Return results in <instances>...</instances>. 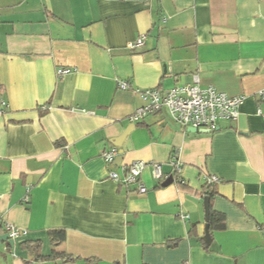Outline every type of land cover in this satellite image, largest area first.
Masks as SVG:
<instances>
[{
	"label": "crops",
	"instance_id": "0c3cea01",
	"mask_svg": "<svg viewBox=\"0 0 264 264\" xmlns=\"http://www.w3.org/2000/svg\"><path fill=\"white\" fill-rule=\"evenodd\" d=\"M194 77L244 96L237 118L214 132L166 111L131 121L132 89ZM0 98V264H264V0H0ZM130 124L121 164H105ZM135 162L144 194L108 177ZM209 175L224 226L205 247ZM4 223L25 234L8 239ZM50 231L63 238L55 249Z\"/></svg>",
	"mask_w": 264,
	"mask_h": 264
},
{
	"label": "built area",
	"instance_id": "2783aa9c",
	"mask_svg": "<svg viewBox=\"0 0 264 264\" xmlns=\"http://www.w3.org/2000/svg\"><path fill=\"white\" fill-rule=\"evenodd\" d=\"M145 36L140 35L134 41L129 42L127 47L135 49L143 44ZM67 70H58L57 75L66 74ZM118 89L122 91L129 90V84L125 81H117ZM141 101V105L135 109L130 116L132 122H139L146 117L166 111L170 118L183 126L184 128H194L196 130H206L214 132L218 129L219 123L222 121H233L237 118L239 107L244 100V96L229 97L224 93L218 92L213 86L200 88L198 80L194 77L193 83L175 86L168 90L158 88L154 89H132L131 90ZM7 104L0 98V115L4 112ZM256 114L264 118V108H257ZM118 156V149L111 147L103 151L101 157L105 164L114 165L115 158ZM173 172L179 174L180 164L175 153L171 154L169 159ZM146 166L144 162H135L127 166H121L120 172L114 170L109 171L108 177L113 182L129 186L136 185V190L140 194L146 192V188L139 182V176ZM152 177L159 181L162 178V171L159 164H152ZM204 181L207 184L216 183V176H205ZM26 192H29L27 188ZM27 198L25 197V200ZM180 220H187L186 214H179ZM1 221V219H0ZM4 229L8 239L14 240L25 234L11 224L4 223ZM264 229V228H263ZM3 252H7V247L2 248Z\"/></svg>",
	"mask_w": 264,
	"mask_h": 264
},
{
	"label": "trees",
	"instance_id": "16d2710c",
	"mask_svg": "<svg viewBox=\"0 0 264 264\" xmlns=\"http://www.w3.org/2000/svg\"><path fill=\"white\" fill-rule=\"evenodd\" d=\"M178 183L181 185V183L179 181H178ZM216 183L207 184L204 181V186H203L201 192L199 193V195L202 198H205V197L209 198V233L210 234H211L212 229H222L224 226L223 215L213 211L212 207H211L212 200L217 195V192H216L215 187H214ZM263 228H264V226H263ZM0 231H1V227H0ZM193 232H194V228H190V230L188 232V236H192L194 234ZM49 235H50L49 240H50L51 247L53 249L59 247V245L61 244L62 239H63L62 236L57 237L56 232H52V231L49 232ZM24 247L32 248L35 252V257L36 258H42L40 256V252H39V244L27 243L24 245Z\"/></svg>",
	"mask_w": 264,
	"mask_h": 264
},
{
	"label": "water",
	"instance_id": "95a60500",
	"mask_svg": "<svg viewBox=\"0 0 264 264\" xmlns=\"http://www.w3.org/2000/svg\"><path fill=\"white\" fill-rule=\"evenodd\" d=\"M133 128V124L128 125L125 130L117 137L111 138L109 140L110 144L118 149V156L115 158L114 164L116 166L121 164L122 156H123V145L125 140L127 139L129 133L131 132ZM192 131H196V129L191 128ZM208 132V131H207ZM172 183V178H168L163 184V187H166ZM203 208H204V221H205V227H204V236L202 238L204 246L209 247L212 243L211 236L209 233V198L205 197L203 199Z\"/></svg>",
	"mask_w": 264,
	"mask_h": 264
}]
</instances>
